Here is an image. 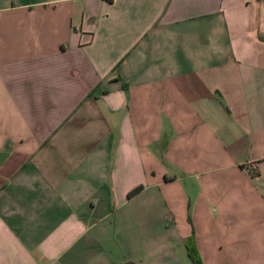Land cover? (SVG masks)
Instances as JSON below:
<instances>
[{"label": "crops", "instance_id": "0c3cea01", "mask_svg": "<svg viewBox=\"0 0 264 264\" xmlns=\"http://www.w3.org/2000/svg\"><path fill=\"white\" fill-rule=\"evenodd\" d=\"M187 245L264 264V0H0V264Z\"/></svg>", "mask_w": 264, "mask_h": 264}, {"label": "trees", "instance_id": "16d2710c", "mask_svg": "<svg viewBox=\"0 0 264 264\" xmlns=\"http://www.w3.org/2000/svg\"><path fill=\"white\" fill-rule=\"evenodd\" d=\"M136 190H137V188L132 189L128 193V195L133 194ZM187 253H188L189 257H190L189 259L192 262V264H199L198 259L195 258L194 255H193V248L190 245H187Z\"/></svg>", "mask_w": 264, "mask_h": 264}, {"label": "rangeland", "instance_id": "374dc122", "mask_svg": "<svg viewBox=\"0 0 264 264\" xmlns=\"http://www.w3.org/2000/svg\"><path fill=\"white\" fill-rule=\"evenodd\" d=\"M183 260H185V262H186L187 264H189V263H188V260H187L186 258H183ZM182 264H183V263H182Z\"/></svg>", "mask_w": 264, "mask_h": 264}]
</instances>
